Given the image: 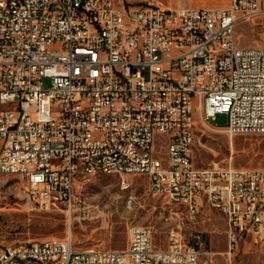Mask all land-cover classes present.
Listing matches in <instances>:
<instances>
[{
    "label": "built area",
    "instance_id": "1",
    "mask_svg": "<svg viewBox=\"0 0 264 264\" xmlns=\"http://www.w3.org/2000/svg\"><path fill=\"white\" fill-rule=\"evenodd\" d=\"M241 22L259 46L240 44ZM219 114L225 126L212 125ZM198 125L264 135V0H0V176L14 193L72 218L81 176L112 173L124 187L145 175L177 209L167 249L150 226H131L121 250L78 248L69 230L0 245V264H214L208 238L188 230L205 206L226 219L228 259L241 242L264 247V168L197 167Z\"/></svg>",
    "mask_w": 264,
    "mask_h": 264
},
{
    "label": "rangeland",
    "instance_id": "2",
    "mask_svg": "<svg viewBox=\"0 0 264 264\" xmlns=\"http://www.w3.org/2000/svg\"><path fill=\"white\" fill-rule=\"evenodd\" d=\"M126 4H155L176 8L189 0H122ZM198 1V0H197ZM210 6L223 7L227 0H206ZM196 2V0H195ZM240 44L245 47L260 45L256 28L248 22L237 27ZM49 80H45V86ZM199 120V116H197ZM228 117L219 114L213 126H225ZM197 167L219 165L241 168H264V135L230 136L224 130L213 131L197 126L192 147ZM128 187H122L115 174L81 176L77 183L83 203L75 208L72 218L65 210L41 211L32 208L13 191L15 179L1 175L0 181V245L46 242L60 239L71 230L76 247L125 249L131 226H150L158 249H167L170 232L177 226L173 215L177 209L169 200L154 193L145 175L126 176ZM197 230L209 240L214 264H264V248L251 242H241L239 251L229 261L227 222L215 209L205 206L188 230Z\"/></svg>",
    "mask_w": 264,
    "mask_h": 264
},
{
    "label": "crops",
    "instance_id": "3",
    "mask_svg": "<svg viewBox=\"0 0 264 264\" xmlns=\"http://www.w3.org/2000/svg\"><path fill=\"white\" fill-rule=\"evenodd\" d=\"M188 5L193 6V7H197V8H208V7H215V6H210L209 3L206 0H189L188 2H186ZM231 3V0H227L225 2V4H223V7H228ZM264 248V247H262ZM232 259V258H231ZM229 259V261L231 260Z\"/></svg>",
    "mask_w": 264,
    "mask_h": 264
},
{
    "label": "bare ground",
    "instance_id": "4",
    "mask_svg": "<svg viewBox=\"0 0 264 264\" xmlns=\"http://www.w3.org/2000/svg\"><path fill=\"white\" fill-rule=\"evenodd\" d=\"M102 174H104V173H102ZM108 174H112V173H108ZM124 187H128V186H124Z\"/></svg>",
    "mask_w": 264,
    "mask_h": 264
}]
</instances>
